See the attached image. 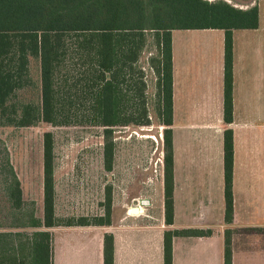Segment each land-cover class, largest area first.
<instances>
[{"label":"trees","instance_id":"16d2710c","mask_svg":"<svg viewBox=\"0 0 264 264\" xmlns=\"http://www.w3.org/2000/svg\"><path fill=\"white\" fill-rule=\"evenodd\" d=\"M258 26L257 6L245 9L224 0H0V119L8 103L29 77V61L39 64L38 104L22 105L18 126L43 122L67 126L64 104L87 106L86 122L102 129V161L105 171L113 167V132L119 127L152 125L148 109L147 83L140 58L151 39L155 55L148 65L156 76L153 112L162 128L164 222L173 223L172 153V58L174 30L224 31L223 121L232 122L233 30ZM68 60L80 67L76 81L68 78ZM11 108L14 110L15 105ZM34 112L33 117L29 115ZM15 114H17L15 112ZM224 219L232 220L233 135L223 134ZM10 197L21 204L19 181L13 175ZM42 221L29 227L52 228L55 222L53 136L42 139ZM105 215L91 221L80 217L65 226H109L111 187L104 190ZM264 233V229H255ZM175 234L202 236L204 231H166L163 234V264H171V243ZM229 232L225 235L224 264H231ZM3 236V235H0ZM25 242L12 240L6 253L0 250V264H50V234L34 231ZM18 239V238H17ZM103 264H113V238L103 239Z\"/></svg>","mask_w":264,"mask_h":264},{"label":"crops","instance_id":"0c3cea01","mask_svg":"<svg viewBox=\"0 0 264 264\" xmlns=\"http://www.w3.org/2000/svg\"><path fill=\"white\" fill-rule=\"evenodd\" d=\"M254 5L258 9L257 28L232 31L230 124L223 121L224 31L171 32L172 225L164 222L161 182L155 213L149 201L142 200L120 207L118 219L109 226L30 227L49 232L50 264H103L105 234L113 238V264H163L164 232L193 230L208 234H175L171 264H224L227 232L231 264H264V233L255 231L264 229V0L250 6ZM226 129L233 135V212L229 224L224 219ZM19 189L22 203L20 182ZM133 207L138 208L137 214L130 213Z\"/></svg>","mask_w":264,"mask_h":264},{"label":"rangeland","instance_id":"374dc122","mask_svg":"<svg viewBox=\"0 0 264 264\" xmlns=\"http://www.w3.org/2000/svg\"><path fill=\"white\" fill-rule=\"evenodd\" d=\"M224 1L245 9L257 0ZM154 55L155 46L150 39L141 55L140 65L145 70L152 125L115 128L114 162L110 172L103 168L102 129L86 122L88 114L84 103L64 104L63 110L69 123L67 126H52L43 122L25 127L16 124L22 105L38 104L39 64L35 59L29 61L28 82L16 92L0 119V235H3L0 236V250L3 253L10 248L12 240L25 242L23 237L11 238L7 235L27 237L35 231L28 225L33 220L43 218L42 139L45 132H51L53 136L56 224L65 226L70 222L75 223L80 217L91 221L94 217L105 215L104 190L107 186L111 187V224L118 219L120 207L128 208L142 200L149 201L151 211L156 212L155 205L159 200L157 189L163 182L164 153L163 127L157 125L158 121L153 115L156 76L149 68L148 59ZM67 65L68 78L76 81L80 67L69 60ZM12 105H15L14 110ZM33 115L34 112L29 117ZM13 175L23 189L24 201L20 206H15L10 197L14 187Z\"/></svg>","mask_w":264,"mask_h":264},{"label":"water","instance_id":"95a60500","mask_svg":"<svg viewBox=\"0 0 264 264\" xmlns=\"http://www.w3.org/2000/svg\"><path fill=\"white\" fill-rule=\"evenodd\" d=\"M130 213L131 214H137L138 213V208L137 207H133L130 209Z\"/></svg>","mask_w":264,"mask_h":264}]
</instances>
